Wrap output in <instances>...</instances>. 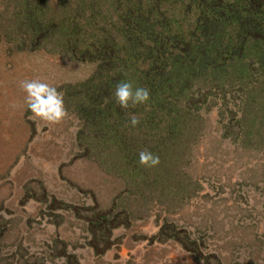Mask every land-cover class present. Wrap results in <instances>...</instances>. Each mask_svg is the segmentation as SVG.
<instances>
[{
  "label": "trees",
  "instance_id": "1",
  "mask_svg": "<svg viewBox=\"0 0 264 264\" xmlns=\"http://www.w3.org/2000/svg\"><path fill=\"white\" fill-rule=\"evenodd\" d=\"M49 1H16L8 37L94 64L67 86L66 109L81 120L79 156L124 182L126 217L133 197H193L195 148L214 107L225 136L264 137V0H62L53 12ZM121 80L147 88V103L122 109ZM145 148L159 165L138 163Z\"/></svg>",
  "mask_w": 264,
  "mask_h": 264
},
{
  "label": "rangeland",
  "instance_id": "2",
  "mask_svg": "<svg viewBox=\"0 0 264 264\" xmlns=\"http://www.w3.org/2000/svg\"><path fill=\"white\" fill-rule=\"evenodd\" d=\"M16 1L0 0V86L25 100L19 82L40 77L67 107V86L94 64L30 41L20 45L16 32L8 37L18 26ZM49 3L50 12L64 8L62 0ZM67 113L58 124H39L51 127L55 145L47 174L34 172L42 178L38 197L45 188L54 195L42 204H0V264H264V137L225 136L214 107L195 148L193 197H133L138 210L128 218L121 212L124 182L79 156L81 120Z\"/></svg>",
  "mask_w": 264,
  "mask_h": 264
},
{
  "label": "crops",
  "instance_id": "3",
  "mask_svg": "<svg viewBox=\"0 0 264 264\" xmlns=\"http://www.w3.org/2000/svg\"><path fill=\"white\" fill-rule=\"evenodd\" d=\"M12 93L0 86V204H42L54 194L45 188L44 196L38 197L42 190L36 182L42 178L34 172L47 174L55 138L51 127L39 130L41 119Z\"/></svg>",
  "mask_w": 264,
  "mask_h": 264
},
{
  "label": "clouds",
  "instance_id": "4",
  "mask_svg": "<svg viewBox=\"0 0 264 264\" xmlns=\"http://www.w3.org/2000/svg\"><path fill=\"white\" fill-rule=\"evenodd\" d=\"M19 87L26 93L25 103L34 118L49 124H58L67 116L63 94L55 85L36 77L20 81ZM113 96L122 109H128L147 103L150 91L144 87H135L131 81L121 80L116 84ZM129 123L135 127L139 125L140 120L135 114H129ZM138 155V163L146 167H155L160 163L159 156L147 148L141 150Z\"/></svg>",
  "mask_w": 264,
  "mask_h": 264
}]
</instances>
